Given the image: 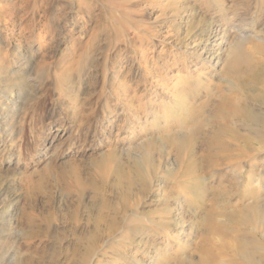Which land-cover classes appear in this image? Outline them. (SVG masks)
<instances>
[{
  "label": "rangeland",
  "instance_id": "1",
  "mask_svg": "<svg viewBox=\"0 0 264 264\" xmlns=\"http://www.w3.org/2000/svg\"><path fill=\"white\" fill-rule=\"evenodd\" d=\"M263 43L264 0H0V112L16 102L13 137L0 131V219L13 221L7 242L0 233V264H165L181 237L192 238L190 223L179 239L157 230L141 254L145 227L127 224L135 210L146 218L159 208L165 182L160 173L145 180L133 148L198 122L207 129L231 53ZM242 96L251 125L238 132L261 142L264 91ZM103 113L113 123L81 145L86 123ZM152 159L158 171L177 169L172 153Z\"/></svg>",
  "mask_w": 264,
  "mask_h": 264
},
{
  "label": "bare ground",
  "instance_id": "2",
  "mask_svg": "<svg viewBox=\"0 0 264 264\" xmlns=\"http://www.w3.org/2000/svg\"><path fill=\"white\" fill-rule=\"evenodd\" d=\"M212 30L208 34L209 37L214 34V30ZM234 44L232 46H235L238 42ZM247 47L235 48L243 54L238 55L239 52L234 53L233 51L231 56L229 55L227 68H225L227 69L226 85L222 88V85L218 87L219 94L211 110L214 119L207 129H204L198 122L192 124V128L185 133L170 131L158 138L152 136L148 138L145 144L133 148L139 157H132V162L140 165L139 168H141L145 180L151 182L156 174L160 173V177L165 182V185L159 189L160 199L156 200L157 203H160L159 206L157 205L159 208L157 207L158 209L155 208V211H151L152 213L146 218L142 214L140 215L141 211L135 210L136 213L129 219V223L127 221V225L135 223L142 224L141 226L145 227L146 231L142 233L141 239L136 243L144 245V249L140 250L142 255L149 249V246L146 245L145 247V244L156 238L155 232L157 230L161 234L167 229L164 241L168 240V237L171 238L170 240L177 237L179 239L180 229H183L185 223L189 221V232L186 234L192 238L187 242L181 241V237L176 244V249L166 255L165 264H264V138L261 142H258L251 135L238 132L241 125H251L247 123L248 117L247 112H245L247 109H243L248 106V103L242 95L264 91V50L259 45L258 48H255V53V50L250 51L252 47L250 49V46L248 49ZM200 56H202L201 52L192 61L195 63ZM192 58L191 54L186 56V59L189 60L186 62V66L189 65ZM185 75L189 77L186 73ZM114 77L116 79V75ZM35 96L30 94L25 100L31 101V98H35ZM119 99L123 101L121 97ZM118 102L122 104L121 101ZM15 103V100L11 101V104H7V108L5 110L1 109L0 112L3 120L0 121V131H6L3 125L9 127L10 137H13L15 132L14 116L16 112L12 113V107ZM2 104L0 103V105ZM250 111L251 109H249ZM103 114L97 120L86 123V127L76 139L81 141V145L89 141L91 132V138H97L99 132H101L100 126L102 127L103 123L107 122L109 125L113 123V118L116 116L111 117L108 113ZM131 122L132 118L128 125ZM180 126L178 123L177 127ZM49 132L50 130L44 133L43 142L48 141L46 137ZM71 142H68L66 148L69 147ZM40 146L41 144H35L32 149L35 151L36 148L37 151H41L43 148H40ZM3 151L2 144L0 145V154ZM82 152L79 151V153ZM170 153L174 155L177 169L172 170V172L169 168L158 171V165L152 161V155L156 154L158 157H162L163 154L169 156ZM127 155H129V152ZM123 156L126 155L123 154ZM143 162L146 163L145 166H143ZM75 163L77 164V160L72 159L67 161L62 168L67 169ZM75 168L77 171L78 166ZM7 172L11 171L7 170ZM86 182V184L89 183L88 180ZM82 184L85 185V183ZM177 195H180L183 199V203L177 204L178 207L173 206L171 203L172 197ZM11 202L9 200L6 204L8 209L14 205ZM28 211L32 212L33 210ZM31 212L28 213L29 217H31ZM26 214L24 212V216ZM0 220V233L4 234L10 231L13 226L11 218L2 217ZM9 236L5 233V236L1 238L2 241L7 242ZM123 236L128 239L127 234L123 233ZM168 245L167 243L165 247H168ZM137 246L139 247V245L134 246L136 251L138 250ZM10 257L12 256L10 255ZM13 259H15V255L12 257ZM29 260L25 261L26 264ZM92 261L94 262L90 258L87 259L88 264H91ZM30 262L29 264H33Z\"/></svg>",
  "mask_w": 264,
  "mask_h": 264
}]
</instances>
